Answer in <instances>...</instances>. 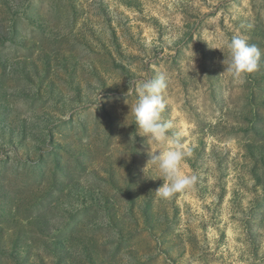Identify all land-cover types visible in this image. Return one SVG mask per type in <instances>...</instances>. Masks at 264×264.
<instances>
[{
  "label": "rangeland",
  "instance_id": "rangeland-1",
  "mask_svg": "<svg viewBox=\"0 0 264 264\" xmlns=\"http://www.w3.org/2000/svg\"><path fill=\"white\" fill-rule=\"evenodd\" d=\"M237 34L264 52V0H0V264H264V57L209 47ZM160 73L170 199L132 113Z\"/></svg>",
  "mask_w": 264,
  "mask_h": 264
},
{
  "label": "clouds",
  "instance_id": "clouds-1",
  "mask_svg": "<svg viewBox=\"0 0 264 264\" xmlns=\"http://www.w3.org/2000/svg\"><path fill=\"white\" fill-rule=\"evenodd\" d=\"M209 47L219 50L222 47L228 49V58L224 57L222 64L225 68L224 72L227 71L234 78H241L244 74L258 70L264 57V52L242 34L233 35L230 39L222 38L220 46ZM167 86L168 77L165 73L133 85L138 94L137 102L132 108L136 127L151 143L166 145L164 150L148 152V163L156 166L160 174L159 178L163 180V184L156 190L157 195L162 199H170L175 193L193 186L197 181L196 175L185 174L182 171L185 159L191 156V149L182 143L178 133L169 135L175 125L171 119L162 117L166 108V100L162 93ZM143 171L145 173V169Z\"/></svg>",
  "mask_w": 264,
  "mask_h": 264
}]
</instances>
